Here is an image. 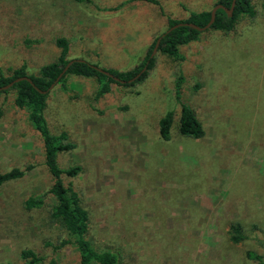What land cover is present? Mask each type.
<instances>
[{
    "label": "rangeland",
    "instance_id": "rangeland-1",
    "mask_svg": "<svg viewBox=\"0 0 264 264\" xmlns=\"http://www.w3.org/2000/svg\"><path fill=\"white\" fill-rule=\"evenodd\" d=\"M0 0V68L25 65L27 74L57 59L56 38L68 41L67 57L103 69L136 67L167 18L186 19L217 0ZM255 15H240L229 32L206 29L179 47L183 59L157 50L148 75L134 85L111 83L97 96L95 77L68 75L56 83L44 115L51 134L65 131L74 147L57 154L88 213L87 238L117 264H251L246 251L264 248V0H251ZM113 7H118L111 9ZM181 98L204 128L199 138L178 130ZM15 89L0 91V173L18 167L21 178L0 186V264H79L68 233L50 218L54 178L43 140ZM172 109L170 139L158 121ZM45 197L26 208L29 196ZM245 238L231 240V225Z\"/></svg>",
    "mask_w": 264,
    "mask_h": 264
},
{
    "label": "trees",
    "instance_id": "trees-1",
    "mask_svg": "<svg viewBox=\"0 0 264 264\" xmlns=\"http://www.w3.org/2000/svg\"><path fill=\"white\" fill-rule=\"evenodd\" d=\"M75 1L79 3L90 2V0ZM145 1L157 5L159 4L158 0ZM217 3L222 4L225 8H229L232 0H217L215 4ZM115 8L118 7H113L111 9ZM210 11L211 9L191 12L186 19H173L168 17L167 28L181 21L192 22L200 27H203L210 19ZM240 15H249L250 17L255 15V10L251 0H236L234 9L230 15L222 8L217 9L215 20L208 29L229 32L234 29L236 20ZM201 32L202 31H198L184 25L176 27L161 38L158 50L172 56L175 59L182 60L183 55L180 53L179 47L191 41L197 40ZM157 37L150 44L145 57L136 67L125 71L109 68L107 71L124 80V85H134L135 83L142 81L148 75L149 70L154 67L155 57H150V54ZM55 42L60 48L57 59L43 65L39 69L38 75L27 74L25 65L13 69L10 75H4L0 68V86L6 85L15 78L24 75H27L32 80V83L27 80H20L14 83L11 88L15 89V105L19 108L27 109L30 122L39 132L43 140L45 164L54 178L51 192L54 193L55 201L51 205L50 218L64 228L69 236L68 239H62L58 245L54 246V249H58L64 244L72 243L78 249L80 255L79 264H117L119 260L118 254L110 250H97L87 238L88 213L80 204L79 194L74 189L72 183L65 185L61 179V175L63 173L67 176H75L79 172L80 167L74 166L62 169L58 165L57 154L61 151L72 149L74 145L66 141L67 134L65 131H62L59 134H51L44 115L48 94V91L46 90L71 60L67 57L69 52L67 39L64 37H58ZM72 59H74V61L57 81V83L65 90L68 89L67 80L69 74L79 75L82 77H95L98 81L97 96L109 92L111 89V83H121L100 72L96 68V64L90 63L81 58ZM144 65H147L146 70L136 80L128 82V80L134 77ZM182 81L183 75L180 73L175 84V98L180 104L178 130L182 135L199 138L204 135V128L196 116L193 108L181 98ZM173 120L174 111L169 109L158 121L159 135L165 141L170 139V129L173 124ZM30 167V165L26 169L15 167L9 171L0 173V186L6 181L23 177ZM44 203L45 197L42 195L29 196L24 201L26 208L41 207ZM231 232V240L234 242H239L245 238V235L242 234L238 224L231 225ZM261 244L264 248V243L261 242ZM20 256L26 260V264H34L35 262L42 260V258L38 257L31 249L22 250ZM246 256L253 261L251 264H264V251L262 253H258L254 250H248L246 251Z\"/></svg>",
    "mask_w": 264,
    "mask_h": 264
},
{
    "label": "water",
    "instance_id": "water-1",
    "mask_svg": "<svg viewBox=\"0 0 264 264\" xmlns=\"http://www.w3.org/2000/svg\"><path fill=\"white\" fill-rule=\"evenodd\" d=\"M235 2L236 0H232V3H231V6L229 8H225L222 4H215L212 8H211V11H210V19L209 21L203 26V27H200L192 22H184V21H181L179 23H176L174 24L173 26L167 28L163 33H161V35H159L155 41V44L153 46V49L151 51V54H150V57H153L154 54L156 53V51L158 50V46H159V43L161 41V38L167 34L168 32H170L171 30H173L174 28L176 27H179V26H188V27H191V28H194L198 31H204L208 28H210V26L212 25V23L214 22L215 20V16H216V11L217 9L219 8H222L226 11L227 14H231L233 9H234V5H235ZM74 61V59H71L67 65L64 67L63 71L58 75V77L55 79V81L48 87V89L46 91H49L58 81V79L62 76V74L67 70V68L69 67V65ZM146 66L147 65H144L143 68L132 78H130L128 80V82H132L134 80H136L145 70H146ZM100 72H102L103 74L107 75V76H110L112 77L115 81H118V82H121V83H124L125 81L114 76L113 74H111L109 71H107L106 69H103V68H100V67H96ZM20 80H27L29 81L30 83H32V80L30 79V77H28L27 75H24V76H19L17 78H15L14 80L10 81L9 83H7L6 85H3V86H0V90H6V89H9L13 86L14 83L20 81ZM46 91H41V92H46Z\"/></svg>",
    "mask_w": 264,
    "mask_h": 264
},
{
    "label": "crops",
    "instance_id": "crops-1",
    "mask_svg": "<svg viewBox=\"0 0 264 264\" xmlns=\"http://www.w3.org/2000/svg\"><path fill=\"white\" fill-rule=\"evenodd\" d=\"M127 1H129V0H127ZM140 1H143V2H144L145 0H140ZM145 2H148V1H145ZM148 3H151V2H148ZM152 4H154V3H152ZM167 27H168V22H167ZM166 29H167V28H166ZM166 29H165V30H166ZM165 30H164V31H165ZM164 31H163V32H164ZM163 32H162V33H163Z\"/></svg>",
    "mask_w": 264,
    "mask_h": 264
}]
</instances>
